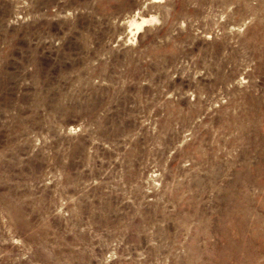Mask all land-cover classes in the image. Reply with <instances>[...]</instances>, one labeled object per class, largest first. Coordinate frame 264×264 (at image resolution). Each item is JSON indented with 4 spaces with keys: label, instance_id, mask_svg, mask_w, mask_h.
<instances>
[{
    "label": "rangeland",
    "instance_id": "rangeland-1",
    "mask_svg": "<svg viewBox=\"0 0 264 264\" xmlns=\"http://www.w3.org/2000/svg\"><path fill=\"white\" fill-rule=\"evenodd\" d=\"M0 264H264V0H0Z\"/></svg>",
    "mask_w": 264,
    "mask_h": 264
},
{
    "label": "bare ground",
    "instance_id": "bare-ground-1",
    "mask_svg": "<svg viewBox=\"0 0 264 264\" xmlns=\"http://www.w3.org/2000/svg\"><path fill=\"white\" fill-rule=\"evenodd\" d=\"M133 20H134V18H133ZM144 21V20H143ZM131 23H133V24H135V25H139V23H137L136 21H131ZM132 25V24H131ZM138 29V28H137Z\"/></svg>",
    "mask_w": 264,
    "mask_h": 264
}]
</instances>
